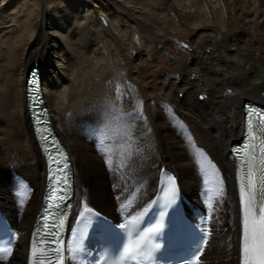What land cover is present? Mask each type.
<instances>
[{
  "label": "bare ground",
  "instance_id": "6f19581e",
  "mask_svg": "<svg viewBox=\"0 0 264 264\" xmlns=\"http://www.w3.org/2000/svg\"><path fill=\"white\" fill-rule=\"evenodd\" d=\"M0 2V87L5 85L4 93H8L0 97V205L19 230L13 255L0 264H25L44 187V165L24 96L26 76L34 64L42 78L49 118L72 159L76 208L87 204L97 210L99 205L109 214L115 211V197L146 204L161 170L172 171L187 198L200 204L202 184L196 168H200L202 152L225 178V194L213 207L212 235L203 260L205 264H237L239 217L228 148L241 137L243 103L264 105V57L246 53L237 33L231 32L229 37L218 34L231 27L215 14V0L202 2L196 14L213 25L209 42H189L191 59L181 64L175 81L170 79V71L165 73L160 64L154 65L160 71L153 82L162 87L150 95L130 80L134 61L141 58L143 48L151 57L160 48L165 52L170 46L179 48L170 36L183 31L177 17L171 21L155 12L154 4L161 0ZM174 3H180L182 10L190 5L189 0ZM190 12L188 19H196L193 10L185 13ZM144 14L156 16L163 28L145 24ZM138 34L139 47L134 41ZM156 55L163 62L170 59ZM143 82L153 84L147 78ZM177 87L184 93L183 99L178 92L173 96ZM228 89L235 94L225 95ZM140 101L143 118L138 114ZM168 107L176 118L168 114ZM6 121L12 125H2ZM102 159H106V167ZM18 175L34 188L21 214L12 196V183ZM88 179H95L100 187L88 188ZM90 197L95 198L96 207Z\"/></svg>",
  "mask_w": 264,
  "mask_h": 264
},
{
  "label": "snow or ice",
  "instance_id": "6c2138e0",
  "mask_svg": "<svg viewBox=\"0 0 264 264\" xmlns=\"http://www.w3.org/2000/svg\"><path fill=\"white\" fill-rule=\"evenodd\" d=\"M183 48H188L189 45L183 44ZM35 87L34 84L31 85ZM232 89H228L225 95L232 96ZM200 99H205L201 96ZM39 97L37 101L38 113H43L46 110L39 108ZM138 110L142 118L143 101L138 104ZM168 114L172 118H176V114L171 107L167 108ZM256 115L255 107H252L251 112L246 116L245 125V139L248 141L245 145L239 146L234 149L233 155L238 161L236 168V182H237V196L239 205V221H240V258L242 264H264V139H260V135H264V127L259 121L256 122V128L253 129L252 121L249 117ZM264 117V112L259 114ZM36 120L40 121V127L45 126L43 117L37 114ZM36 123L34 121V127ZM258 133L260 135H258ZM45 143H49L51 147L55 148L54 153H50L52 158V190L48 195L49 203L45 205L46 214L42 216L41 228L36 231L39 233L42 229H47L42 236H37L31 242V256L35 258V264H45V260L40 257L43 255L44 245H49L51 251L55 256L46 257L48 264H65V257L61 254L63 240L58 241L60 229L64 226L65 218L68 214L69 205L66 201L70 199L69 189L70 182L68 172L70 171L69 161L66 157L61 160L59 157L63 156L60 149L55 144L51 143V138L41 132ZM250 138V139H249ZM259 140V144H253L251 141ZM199 151V150H198ZM201 159L199 161L203 174L208 177L206 181L211 185L209 191L211 197L207 208L209 211L213 208L212 199L216 198L219 203V198L225 194V178L221 169L217 166L212 159L208 158L202 152L200 153ZM170 186L168 188L167 196L169 203L173 202L178 193L175 177H168ZM208 193L206 192V195ZM60 201L56 203L55 201ZM145 212L147 209L144 210ZM143 215V213H141ZM95 218L100 219L99 215L94 213L93 209L87 204L82 205V211L78 213V218L75 220L76 224H81V231L78 233L75 229L71 231V236L75 240V246L70 250L74 252L83 251L82 241L84 240V229L89 226L91 220ZM205 223L212 219L210 215L205 216ZM51 221V223H47ZM120 229L125 230L129 237H138L137 239L130 238L121 253V264L125 262H139L148 248V240L151 234L159 231L161 225L156 224L154 227L150 226L146 229L140 227L139 217L132 216L127 222L117 225ZM142 233V234H141ZM212 235L211 229H205L202 232V238L199 241L194 260L192 264H203L201 257L204 254L205 246L208 245L209 237ZM59 242L61 247H54ZM11 244V240L7 242ZM38 246H40L38 248ZM13 255L12 247H0V260H6Z\"/></svg>",
  "mask_w": 264,
  "mask_h": 264
},
{
  "label": "rangeland",
  "instance_id": "374dc122",
  "mask_svg": "<svg viewBox=\"0 0 264 264\" xmlns=\"http://www.w3.org/2000/svg\"><path fill=\"white\" fill-rule=\"evenodd\" d=\"M105 1L107 2L109 0H104V2ZM204 1L205 0H189L190 2L189 3L190 5L188 6L189 10L187 9V7L185 8L183 7L184 9L182 10V8L178 5L180 3L177 4L174 3V0H161V2H157L154 4L155 12L160 14L164 13L165 15L169 16L171 21H173L172 19L174 18V16L177 17L178 22L180 23V27L183 29V31H180V33L171 34L170 36L171 39L174 40L175 44L179 48L176 47L173 48V46H170L169 52L168 51L165 52L162 48H160L158 52L155 53V56L154 53H152L153 57H151V54L149 53L148 50L143 48V50L140 53L141 58H138L137 60L134 61L132 65V69H133L132 71L134 77H131L130 80L137 83L141 87H145L146 88L145 90L147 92L146 95H150L149 93H154L155 88L159 90L162 87V85L158 86L157 82H153L155 80L154 78L157 76L155 73L160 71V68L158 67L160 66L163 67L164 68L163 72L165 73H167V70L170 71L172 73L170 75L171 76L170 79L175 81L176 80L175 73L178 71L181 64L184 61H189L191 59L192 48L189 42L199 41V40H204L205 43L209 42L207 38L210 35H212L211 29L213 25H211L210 23H206L204 19L201 18L200 14H198L200 17L196 15L197 12L202 9V4H203L202 2ZM215 4L217 5L214 8V11H216L215 14L218 15V17L222 16L225 18L226 21H229L230 24L229 26L231 27V30H228L229 28L227 27L224 29H220L219 31H217L216 29L218 34H220V36H225L227 34V37H229L231 32H233L231 34H234L235 32V34L237 33L240 39H242L241 45L242 48L246 51V53L252 54L254 56L262 55L264 57V0H217V1L215 0ZM1 5L2 4L0 2V6ZM208 5L210 6V7L208 6V9L211 8L212 10L213 6L210 4ZM205 7L206 6H204V8ZM187 10L188 11L193 10V14L195 13L194 18L196 19L193 20L188 19V17H190L191 12L185 13L188 12ZM150 15L144 14V17H142L143 22L148 25H152V26L154 25L156 30H158V27L162 29L163 28L162 22L156 16L154 15L150 16ZM124 16H126V14ZM211 17L213 19V17L215 16L212 15ZM138 31H139L138 33L142 35V37L146 36V32H142L141 30ZM138 35L136 36V38H134L135 39L134 41L136 45L139 47V45L141 44L140 43L141 36ZM160 35L162 36L163 33H161ZM183 44H187L189 45V47L183 48L182 47ZM156 54H160L163 57H169L171 60L167 58L168 61L163 62L162 59L159 58V55ZM136 55L137 52L135 53L134 57H136ZM137 64L139 65V67ZM156 64H160V65L155 68L154 65ZM152 73H154V75H151ZM143 78L144 79L147 78V82H152L153 84L149 83L146 85V83L143 82ZM1 82H3V80ZM160 82H162V80H160ZM4 89H5V85L3 87H0V97L4 96V94L5 96H7L8 93H4ZM179 91L180 88L177 87L172 91V94L174 96V94L178 92L177 95L178 98L183 99L184 93ZM200 96L202 95H199V98ZM1 118H3L2 115L0 116V119ZM8 122L9 121L3 122L2 125L6 126L8 125ZM10 125H12L11 122H9V126ZM101 163L102 166L106 167L105 164H103L104 163L103 161H101ZM89 186L90 187L92 186L94 188H99L100 183L95 179H90V180L88 179L87 187L90 188ZM90 198H89L90 201L91 202L93 201L92 203L96 207L98 203L96 202L95 198L94 199L92 197ZM96 208L97 211L103 212V210L99 208V205H97Z\"/></svg>",
  "mask_w": 264,
  "mask_h": 264
},
{
  "label": "water",
  "instance_id": "95a60500",
  "mask_svg": "<svg viewBox=\"0 0 264 264\" xmlns=\"http://www.w3.org/2000/svg\"><path fill=\"white\" fill-rule=\"evenodd\" d=\"M35 67H37L36 65H34ZM33 66V67H34ZM29 78V95L30 97L32 98V111L35 113V115L37 116V114H39L40 116L43 117V120L45 122V126L43 127L44 128V132L43 133H46L50 138H51V143L54 144L53 142V139H52V135L50 134V131L48 130V124L46 123V120H45V112L43 113H38V109H37V101H38V97H39V108H42L43 109V106H42V96H41V93L39 91V83L40 81H42V78L40 77V71L37 72L35 70L31 71V69L29 70L27 76H26V80H28ZM34 84L35 87H32L31 85ZM25 86H26V83H25ZM39 124L38 126L40 127V121H37ZM45 142V141H44ZM46 145L49 146V148L51 147L49 143H45ZM55 149L51 148L50 152H54Z\"/></svg>",
  "mask_w": 264,
  "mask_h": 264
}]
</instances>
